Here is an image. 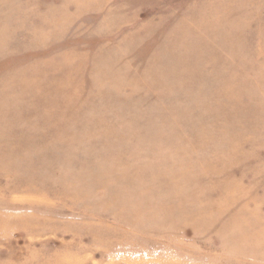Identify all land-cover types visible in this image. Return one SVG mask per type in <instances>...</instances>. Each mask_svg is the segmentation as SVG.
Instances as JSON below:
<instances>
[{
  "label": "rangeland",
  "instance_id": "rangeland-1",
  "mask_svg": "<svg viewBox=\"0 0 264 264\" xmlns=\"http://www.w3.org/2000/svg\"><path fill=\"white\" fill-rule=\"evenodd\" d=\"M0 264H264V0H0Z\"/></svg>",
  "mask_w": 264,
  "mask_h": 264
}]
</instances>
